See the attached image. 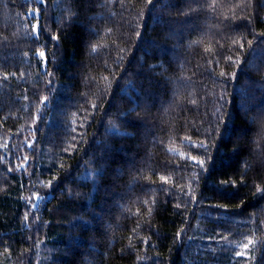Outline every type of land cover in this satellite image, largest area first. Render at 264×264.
<instances>
[{"label":"trees","instance_id":"trees-1","mask_svg":"<svg viewBox=\"0 0 264 264\" xmlns=\"http://www.w3.org/2000/svg\"><path fill=\"white\" fill-rule=\"evenodd\" d=\"M0 264H264V0H0Z\"/></svg>","mask_w":264,"mask_h":264},{"label":"snow or ice","instance_id":"snow-or-ice-1","mask_svg":"<svg viewBox=\"0 0 264 264\" xmlns=\"http://www.w3.org/2000/svg\"><path fill=\"white\" fill-rule=\"evenodd\" d=\"M39 55H40V56H43L44 53H40ZM45 99H47V98H45ZM193 159H195V158H193ZM200 163H203V161H201ZM162 179H163V178H162ZM250 243H251V242H250ZM244 247L247 248L248 245L246 244ZM239 255H246V253H239Z\"/></svg>","mask_w":264,"mask_h":264}]
</instances>
